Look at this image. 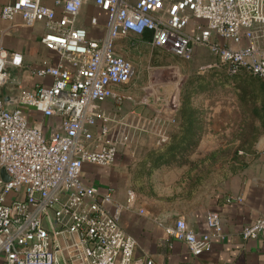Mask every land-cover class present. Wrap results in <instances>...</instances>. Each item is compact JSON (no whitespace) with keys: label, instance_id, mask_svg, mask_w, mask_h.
I'll return each instance as SVG.
<instances>
[{"label":"built area","instance_id":"built-area-1","mask_svg":"<svg viewBox=\"0 0 264 264\" xmlns=\"http://www.w3.org/2000/svg\"><path fill=\"white\" fill-rule=\"evenodd\" d=\"M52 1L14 0L1 11L5 20L21 15L27 26L44 24L41 41L61 61L37 70L52 77L50 85L22 90L17 102L45 116H60L62 124L47 137L42 127L30 124L21 106L11 108L0 97V168L10 175L0 181V264H61L63 251L69 253L67 264H134L136 240L120 223L127 206L115 199L114 188L101 192L81 180L86 163L112 166L120 144L130 139L128 133L121 138L112 134L109 123L114 119L101 108L108 98L122 105L124 97L114 86L130 84L136 73L135 64L118 52L117 42L141 39L149 31L154 48L184 60L193 57L199 44L230 74L245 69L264 83V52L255 35L256 26L264 30V0H92L107 12L106 33L100 38L91 37L79 23L88 0ZM97 23L93 17L91 24ZM4 34L0 26V87L10 81L9 67L22 60L4 46ZM214 35L235 45L246 39L247 45H226ZM99 120L101 137L95 138L92 128ZM152 121L156 118L141 129ZM99 142L101 147H91ZM260 151L264 154V144ZM22 188L23 200L6 203L8 193ZM208 223L221 234L217 214L210 213ZM167 231L184 240L194 256L212 247V235L197 234L183 219ZM262 233L264 216L246 225L242 237L256 239ZM62 236L71 237L65 246L59 243ZM144 264L158 263L148 257Z\"/></svg>","mask_w":264,"mask_h":264},{"label":"crops","instance_id":"crops-1","mask_svg":"<svg viewBox=\"0 0 264 264\" xmlns=\"http://www.w3.org/2000/svg\"><path fill=\"white\" fill-rule=\"evenodd\" d=\"M12 1L14 0H0V26L5 32L4 46L10 52L20 54L22 60L20 65L9 67L10 81L0 87V97H7L11 108L21 106L30 124L42 127L44 134L50 137L60 129L62 118L45 116L33 107L20 105L17 100L24 89L35 91L38 85H50L52 77L40 76L37 70L57 65L61 57L41 41L45 32L44 24L27 26L21 15L12 20L1 17L3 6ZM45 3L53 4V1L45 0ZM93 17L98 20L95 25L91 24ZM106 20L107 12L92 0L85 2L79 23L88 28L91 37L100 38L105 35ZM200 24L204 25V22L201 21ZM255 35L259 50L264 52V30L256 26ZM213 39L238 48L247 45L246 39L238 45L228 40H219L216 35ZM144 42L151 44L147 40ZM129 51L130 49L124 50V53L128 55ZM195 54L202 58L204 64L207 63L203 68L214 67L216 71H227L208 47L195 45L193 56ZM238 75L244 79L243 82L249 83L250 96L257 97L259 101L260 114L263 116L261 137L252 147L241 151L235 165L227 174L218 178L215 187L207 191L204 189L197 192L195 188L190 191L189 186L183 184L182 166L166 165L170 156L165 153L167 145L164 144L169 141L180 118V78L167 79L169 85L165 94L146 91V84L152 78H136L131 87H125L128 84L114 86V91L124 97L122 105H117L112 98L101 103L102 110L114 119V122L109 123L112 134L121 138L122 134L128 133L130 139L120 144L112 166L86 163L81 180L86 185L98 187L101 192L114 188L115 199L127 206L121 214L120 223L124 231L136 240L134 264H144L148 257L158 264H264V233L256 239L245 240L242 237V230L246 225L264 216V154L260 151L264 144V83L245 69ZM220 111V106H213L215 118L220 115ZM153 118L156 121H152L147 129H141L146 121ZM102 124L99 120L92 128L95 138L101 137ZM101 145V142L92 143L91 147L99 148ZM1 180H10V175L2 168ZM24 198L25 189L22 188L8 193L5 201L11 203ZM228 198H232L231 201ZM141 210L144 212L141 213ZM210 213L217 214L221 219L220 235L208 223ZM178 219L185 220L188 227L197 234L212 235L211 249L194 256L184 240L176 239L168 233L167 227L173 226ZM70 238L60 237V245L65 246ZM68 258L69 253L63 251L60 254L61 264H67Z\"/></svg>","mask_w":264,"mask_h":264},{"label":"rangeland","instance_id":"rangeland-1","mask_svg":"<svg viewBox=\"0 0 264 264\" xmlns=\"http://www.w3.org/2000/svg\"><path fill=\"white\" fill-rule=\"evenodd\" d=\"M128 49L126 55L124 50ZM117 50L136 66L132 82L125 87H131L136 78H152L146 84V91L165 94L169 85L167 79L180 78L178 89L182 103H185V109H189V115L184 114L182 118L188 122L193 117L192 112H199L200 138L197 146L190 148L189 160L175 165L182 166L183 184L188 185L190 191L194 188L197 192L207 191L215 187L218 178L235 165L241 151L252 147L261 137L263 116L257 97L248 92L249 83L243 82L240 75L233 76L225 70L203 68L207 63L204 64L196 54L190 60H184L134 36L119 40ZM214 105L221 108L216 118Z\"/></svg>","mask_w":264,"mask_h":264},{"label":"trees","instance_id":"trees-1","mask_svg":"<svg viewBox=\"0 0 264 264\" xmlns=\"http://www.w3.org/2000/svg\"><path fill=\"white\" fill-rule=\"evenodd\" d=\"M143 40L150 41L151 40V32H146L143 38ZM239 74V73H238ZM238 74H234L233 76H236ZM232 75V74H231ZM185 103H182L180 106V118L179 122L177 124L176 129L170 134L169 141L164 144L167 145L165 147V153H167L169 159L166 160V165L170 164H177V163H182L183 161H188L190 156H189V150L190 148H193L197 146L199 142V135H200V130H199V119L198 115L199 112H192V118L190 121L185 122L183 121L184 114L189 115V109H185L184 107ZM196 124V125H195ZM170 160H173L172 163H170ZM161 163H159L160 165Z\"/></svg>","mask_w":264,"mask_h":264},{"label":"water","instance_id":"water-1","mask_svg":"<svg viewBox=\"0 0 264 264\" xmlns=\"http://www.w3.org/2000/svg\"><path fill=\"white\" fill-rule=\"evenodd\" d=\"M4 100H5L6 102H8L7 97H5Z\"/></svg>","mask_w":264,"mask_h":264}]
</instances>
